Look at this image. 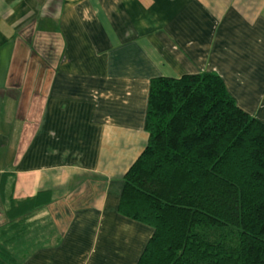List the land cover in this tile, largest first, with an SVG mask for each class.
<instances>
[{
	"label": "crops",
	"instance_id": "crops-1",
	"mask_svg": "<svg viewBox=\"0 0 264 264\" xmlns=\"http://www.w3.org/2000/svg\"><path fill=\"white\" fill-rule=\"evenodd\" d=\"M204 72L264 124V0H0V216L46 193L57 237L19 264H136L152 229L115 210L150 81Z\"/></svg>",
	"mask_w": 264,
	"mask_h": 264
},
{
	"label": "trees",
	"instance_id": "trees-1",
	"mask_svg": "<svg viewBox=\"0 0 264 264\" xmlns=\"http://www.w3.org/2000/svg\"><path fill=\"white\" fill-rule=\"evenodd\" d=\"M144 130L115 210L152 229L136 264H264V124L204 72L151 79ZM48 202L9 198L0 264L57 240Z\"/></svg>",
	"mask_w": 264,
	"mask_h": 264
},
{
	"label": "rangeland",
	"instance_id": "rangeland-1",
	"mask_svg": "<svg viewBox=\"0 0 264 264\" xmlns=\"http://www.w3.org/2000/svg\"><path fill=\"white\" fill-rule=\"evenodd\" d=\"M2 217V218H1ZM2 219H5V216L3 217V216H0V220H2ZM6 220V219H5Z\"/></svg>",
	"mask_w": 264,
	"mask_h": 264
}]
</instances>
